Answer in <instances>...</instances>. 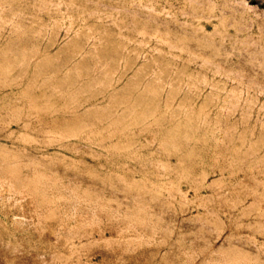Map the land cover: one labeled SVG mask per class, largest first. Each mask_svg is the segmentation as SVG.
Instances as JSON below:
<instances>
[{"label":"rangeland","instance_id":"374dc122","mask_svg":"<svg viewBox=\"0 0 264 264\" xmlns=\"http://www.w3.org/2000/svg\"><path fill=\"white\" fill-rule=\"evenodd\" d=\"M0 264H264V0H0Z\"/></svg>","mask_w":264,"mask_h":264},{"label":"bare ground","instance_id":"6f19581e","mask_svg":"<svg viewBox=\"0 0 264 264\" xmlns=\"http://www.w3.org/2000/svg\"><path fill=\"white\" fill-rule=\"evenodd\" d=\"M40 180H41V178H40Z\"/></svg>","mask_w":264,"mask_h":264}]
</instances>
